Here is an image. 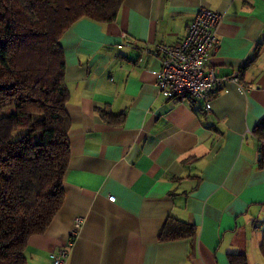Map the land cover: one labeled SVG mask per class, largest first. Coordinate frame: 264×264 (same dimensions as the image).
<instances>
[{"label":"crops","instance_id":"1","mask_svg":"<svg viewBox=\"0 0 264 264\" xmlns=\"http://www.w3.org/2000/svg\"><path fill=\"white\" fill-rule=\"evenodd\" d=\"M201 6L222 13L210 63L228 79L167 97L157 45L180 43ZM60 42L71 154L26 264H54L62 246V264H264V0H123L115 20L80 18ZM171 219L194 234L164 238Z\"/></svg>","mask_w":264,"mask_h":264},{"label":"trees","instance_id":"2","mask_svg":"<svg viewBox=\"0 0 264 264\" xmlns=\"http://www.w3.org/2000/svg\"><path fill=\"white\" fill-rule=\"evenodd\" d=\"M122 1L0 0V264H26L27 241L63 202L71 121L60 38L80 18L115 20ZM255 131L264 137V121ZM162 234L194 228L171 219ZM259 249L264 257V232ZM244 257L229 256L233 264Z\"/></svg>","mask_w":264,"mask_h":264},{"label":"built area","instance_id":"3","mask_svg":"<svg viewBox=\"0 0 264 264\" xmlns=\"http://www.w3.org/2000/svg\"><path fill=\"white\" fill-rule=\"evenodd\" d=\"M221 17L220 11L201 6L180 43L157 45L156 52L161 61L157 86L165 96L190 94L206 97L224 86L228 78L220 76L210 63L212 51L220 44L217 27ZM230 79L239 81V74L232 75ZM109 198L114 199L115 196ZM81 223L82 218L78 217L71 235L76 234ZM67 253V247L62 246L54 258V264H62Z\"/></svg>","mask_w":264,"mask_h":264}]
</instances>
